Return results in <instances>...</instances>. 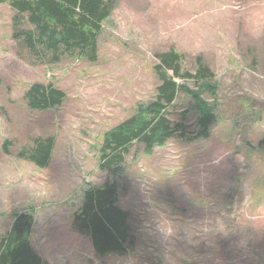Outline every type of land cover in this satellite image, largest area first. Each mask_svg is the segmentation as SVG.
I'll return each mask as SVG.
<instances>
[{
	"label": "rangeland",
	"instance_id": "obj_1",
	"mask_svg": "<svg viewBox=\"0 0 264 264\" xmlns=\"http://www.w3.org/2000/svg\"><path fill=\"white\" fill-rule=\"evenodd\" d=\"M116 1L99 60L54 65L20 49L13 12L0 6V238L26 213L44 264H264V0ZM172 48L187 63L202 56L214 72L218 123L207 140L173 139L151 154L134 146L119 205L132 217L136 246L101 258L73 216L85 190L107 183L102 136L152 101L156 54ZM36 83L64 91L63 106L30 110L24 96ZM48 136L56 143L48 168L18 158Z\"/></svg>",
	"mask_w": 264,
	"mask_h": 264
},
{
	"label": "trees",
	"instance_id": "obj_2",
	"mask_svg": "<svg viewBox=\"0 0 264 264\" xmlns=\"http://www.w3.org/2000/svg\"><path fill=\"white\" fill-rule=\"evenodd\" d=\"M2 5L13 12L12 38L20 49L37 63L54 65L67 58L89 63L99 60V39L117 1L0 0ZM156 58L158 64L152 67L157 79L154 98L102 136L98 166L108 176L107 183L85 190L73 216V229L91 240L101 258L123 255L136 246L132 217L119 205L120 182L134 146L143 145L145 153L151 154L173 139L207 140L219 120L220 85L202 56L195 57L192 65L187 63V55L172 48L157 53ZM178 80L192 81L195 88ZM24 100L30 110L44 113L62 107L67 95L54 84L36 83L26 91ZM183 102L185 106L180 104ZM181 107L186 108L175 122L173 112ZM55 145L53 137L35 138L30 146L22 148L18 158L46 169ZM9 147L6 141V153ZM33 227L32 215L21 213L16 217L10 233L0 238V264H44L31 244Z\"/></svg>",
	"mask_w": 264,
	"mask_h": 264
}]
</instances>
